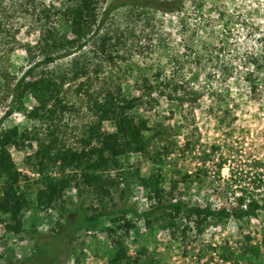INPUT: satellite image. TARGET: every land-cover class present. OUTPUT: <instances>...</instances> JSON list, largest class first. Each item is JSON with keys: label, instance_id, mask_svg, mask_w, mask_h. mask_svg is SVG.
Returning a JSON list of instances; mask_svg holds the SVG:
<instances>
[{"label": "rangeland", "instance_id": "rangeland-1", "mask_svg": "<svg viewBox=\"0 0 264 264\" xmlns=\"http://www.w3.org/2000/svg\"><path fill=\"white\" fill-rule=\"evenodd\" d=\"M7 2L3 0L2 7ZM186 7L189 12L185 19L192 29L198 30L197 38L191 37V31L185 32L187 24H178L172 13L149 12L148 18L137 19L123 7L111 13V20L127 33L118 49L123 58L110 61L106 56L96 55L91 40L76 56L86 53L94 65H98L97 70L88 73L93 86L112 83L115 77L122 75L124 87L130 93L135 92L137 66L149 75L156 68L164 67L167 76L173 66L175 79L192 86L197 92V100L180 105L175 99L154 94L157 101L152 109L140 108L139 111L147 117L150 126L162 130V136L151 138L145 153L130 154L126 159L139 168L144 177L158 174L165 189L172 180H180L183 174L194 175L197 169L205 168L206 173L198 172L188 186L179 181L174 193L190 204L209 202L213 207L234 206L235 198L244 189L259 192L264 188V182H258V175L264 178V92L252 96L248 83L243 80L248 56L262 55L264 0H202L200 9H192L194 7L188 3ZM220 10L223 15L217 17ZM16 20H11L14 26H17ZM22 21L25 19L20 17L18 22ZM109 26L108 19L104 28ZM150 28L152 31L147 34ZM181 33L190 36L187 44L191 49L184 47ZM68 35L72 37L70 33ZM15 37L18 43L6 39L0 41V68L20 76L33 65L32 60L41 56L36 50L31 54L24 50L26 44L36 43L37 32L27 34L26 26H22ZM196 54L201 55L199 61L195 60ZM71 58L56 59L49 67L65 68ZM175 58L182 63L177 64ZM40 69L38 66L33 70L34 77L40 74ZM69 85L72 87L68 88ZM73 88V83L63 86L66 99L75 104V110L61 115L60 126L65 143L75 146L84 125L94 118L86 110L85 98L76 96ZM24 103L29 108L34 100L28 97ZM3 110L4 107H0V116ZM14 124L29 126L32 123L15 111L2 126ZM104 128L113 131L108 123H104ZM149 135V132L145 133L146 137ZM35 147L34 142L32 148L10 149L22 177L20 190L31 200V207L25 216L26 231L22 233L9 231L5 222H0V264H31L38 248L44 252L36 260L34 258L32 264H39V258L48 254H56L61 264H105L108 253L115 248L104 230V226L111 224L109 217H102L99 227L90 231L71 230L65 219L84 212L89 214L94 208L117 209L122 203L119 196L122 181L119 180L110 195L102 199L87 189L78 194L77 187L70 185L63 197L54 200L50 207L36 208L35 196L43 185L42 175L57 178L71 171L68 168L62 171L59 163L45 168L43 173L33 169L27 158ZM117 171L111 170L109 175L115 177ZM2 183L0 178V185ZM127 197L128 204L138 210L149 204L146 190L137 183L127 190ZM127 216L137 222V229L131 230L126 237L127 252L131 257L139 255L140 261L151 259V264H250V260L254 264H264V210L255 217L239 221L230 217L224 222H211L198 236L191 229L184 239L179 231L172 236L168 229L157 226L148 229L142 221L130 214ZM31 222L37 234L29 233L27 228H31ZM243 234L251 236L252 243L259 248L260 258L222 259V254L234 256L240 252Z\"/></svg>", "mask_w": 264, "mask_h": 264}, {"label": "trees", "instance_id": "trees-1", "mask_svg": "<svg viewBox=\"0 0 264 264\" xmlns=\"http://www.w3.org/2000/svg\"><path fill=\"white\" fill-rule=\"evenodd\" d=\"M2 1L0 0V41L6 39L18 43L15 35L22 26H26L27 34L37 32L38 38L33 45L26 44L24 50L29 54L36 50L41 56L32 60L33 65L20 76L6 68H0V107H4L0 116V178L3 179L0 185V222H5L7 230L17 234L26 231L25 216L31 207V200L20 190L22 177L10 149L32 148L34 142L36 147L27 158L30 167L43 173L45 168L59 163L62 171L66 168L71 171L57 178L42 175L43 185L37 189L35 196L36 208L50 207L54 200L63 197L65 189L70 185L77 187L78 194L87 189L102 199L109 196L112 187L122 181L120 207L115 210L94 208L89 214L84 212L65 219L71 230L83 228L90 231L99 227L102 217H109L111 224L104 226V230L115 248L108 253L105 264L152 263L151 259L140 261L139 255H128L126 237L131 230L137 229V222L128 214L137 221H142L148 229L155 226L168 229L172 236L179 231L184 239L191 229L198 236L211 222H224L230 217L239 221L255 217L264 210V188L259 192H247L243 188V193L235 198L234 206L229 203L230 206L213 207L209 202L203 205L190 204L174 192L179 181L188 186L195 180L198 172L206 173L205 168L197 169L194 175L183 174L180 180H172L169 188L165 189L161 186L158 174L144 177L139 168L127 161L130 154L145 153L151 138L162 136V130L150 126L147 117L139 111L140 108L146 111L152 109L157 101L154 94L165 96L169 100L175 99L180 105L194 102L198 98L197 92L186 81L175 79L173 66L168 76L164 67L156 68L149 75L137 66L135 92L130 93L124 87L122 75L115 77L116 80L112 83L93 86L88 73L97 70L98 65H94L92 58L86 53L76 56L91 40L92 50L96 55L106 56L110 61L123 58L118 54V49L127 33L111 20V13L119 8H127L129 15L137 19L141 16L148 18L149 12L172 13L178 24L184 26L187 24L185 15L189 12L187 3L195 10V7L201 8L202 0H8L3 7ZM222 15L223 12L218 11L217 17ZM20 17L25 22L19 23ZM13 19H17V26L13 25ZM108 19L111 26L104 28ZM61 27L65 29L62 30ZM151 28L147 34L151 33ZM184 30L188 33L191 31V37H198V30L192 29L190 24ZM181 35L184 47L191 49L187 44L190 36L183 33ZM261 52L262 55L253 53L254 55L248 56V65L244 63L246 69L243 80L248 83L252 96L264 92V47ZM67 56H72L67 67H49L56 59ZM194 57L198 61L201 59L200 54ZM177 59L175 58L177 64L182 63ZM38 66H41L40 74L34 77L33 70ZM68 83H73L76 96L82 95L85 98L86 110L94 118L84 125L75 146L65 143L60 126L61 115L75 110V104L66 99L63 90V86ZM28 97L34 100L29 108L24 103V99ZM15 111L22 113L32 124L2 126ZM104 123L111 125L113 131L105 129ZM146 132L150 134L148 137L145 136ZM111 170H118L115 177L109 175ZM258 182H264L261 175H258ZM135 183L146 190L149 201L148 206L142 210L128 204L127 190ZM255 185L257 188L259 184ZM30 225L31 230L27 228L29 233L37 234L33 222ZM243 238L240 252L234 256L222 254V259L237 261L240 258L246 261L250 256L254 260L259 259V248L252 243L251 236L243 234ZM37 250L33 255L34 262L44 252L39 248ZM55 255L42 256L39 264H61ZM249 263L254 264L250 260Z\"/></svg>", "mask_w": 264, "mask_h": 264}]
</instances>
